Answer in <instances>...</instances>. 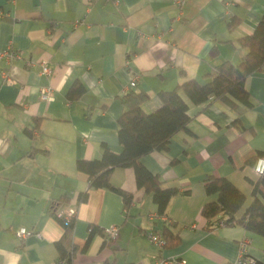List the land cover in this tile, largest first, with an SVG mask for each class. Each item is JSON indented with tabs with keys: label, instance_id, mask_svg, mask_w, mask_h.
Here are the masks:
<instances>
[{
	"label": "crops",
	"instance_id": "obj_1",
	"mask_svg": "<svg viewBox=\"0 0 264 264\" xmlns=\"http://www.w3.org/2000/svg\"><path fill=\"white\" fill-rule=\"evenodd\" d=\"M263 12L264 0H186L182 6L173 0H0V51L11 45L19 52L10 61L0 58V264H55L65 227L52 206L61 196L71 197L61 209L77 208L65 244L76 247L71 264H150L160 255L185 260L176 264H224L238 256L243 240L264 264L263 235L240 223L218 225L201 212L215 197L205 191L210 175L230 178L247 203L253 182L264 176L247 162L264 152V69L246 80L256 102L251 108L230 94L202 103L184 95L188 130L172 137L167 152L141 157L165 186L179 188L165 214L137 186L132 167L112 172L115 185L134 193L128 209L119 193L89 188L76 167L78 159L100 157L103 144L122 150L117 119L124 93L145 92L143 107L152 111L161 105L160 90L189 78L205 81L221 61L239 62L245 49L238 38L254 30ZM231 18H239L233 29ZM43 60L50 74H42ZM75 80L85 91L72 101L67 93ZM44 86L53 99L41 98ZM88 188L87 199L77 203ZM164 222L179 231L177 246L160 249L149 240L147 232H161ZM90 224L103 230L117 224L119 234L96 233L83 250ZM21 227L30 233L19 237Z\"/></svg>",
	"mask_w": 264,
	"mask_h": 264
},
{
	"label": "trees",
	"instance_id": "obj_2",
	"mask_svg": "<svg viewBox=\"0 0 264 264\" xmlns=\"http://www.w3.org/2000/svg\"><path fill=\"white\" fill-rule=\"evenodd\" d=\"M238 23L239 18H231L228 27L233 29ZM238 42L245 49L239 62L221 61L204 74L205 81L189 78L171 89L160 90L158 96L161 105L152 111H147L143 107L149 98L145 92L130 90L124 93L121 96L124 110L117 119L118 138L122 150L114 151L107 144H103L100 157L76 161L77 169L87 175L89 188L104 187L119 193L123 198L124 209H128L134 200V193L115 185L112 182V172L117 167H132L137 186L151 194L158 212L165 214L170 199L179 192V188L165 186L161 176L150 171L141 162V157L154 150L167 152L172 137L179 131L188 130L192 117L188 113V102L184 95L193 103H202L211 96L230 94L247 107L255 105L256 102L246 86V80L252 73L264 69V12L254 30L239 37ZM84 91L82 82L75 80L67 97L72 101L77 100ZM28 132L32 134L29 128ZM261 155H264V152L250 157L247 162L254 164ZM89 188L78 194L77 203L87 199ZM205 191L208 195L215 196L202 206L201 212L208 220L215 219L216 224L220 221L225 224L240 223L247 230L264 236L263 175L253 182L252 199L249 203L247 194L226 176L210 175L205 180ZM70 199V196H61L58 199L59 203L52 206V213L65 227V233L56 242V246L59 250L57 259H63L66 264L72 263L76 252L75 245L69 249L65 247L66 242L71 240L76 215L67 218L64 214L58 215V210L62 208L59 207L60 204L69 202ZM240 211L241 214L238 215ZM96 233L104 234V230L96 224H90L83 250L88 247ZM160 233L165 240L163 248L177 246L181 241L179 231L173 230L168 223L164 222Z\"/></svg>",
	"mask_w": 264,
	"mask_h": 264
},
{
	"label": "built area",
	"instance_id": "obj_3",
	"mask_svg": "<svg viewBox=\"0 0 264 264\" xmlns=\"http://www.w3.org/2000/svg\"><path fill=\"white\" fill-rule=\"evenodd\" d=\"M173 1L179 4L180 6L186 3V0H173ZM18 54L19 52L10 45L5 50L0 51V58H5L6 60L10 61L14 56H17ZM32 63L33 61L31 60L27 61L28 65H32ZM41 65H42V69H41L42 74L51 73V69L45 60L41 62ZM2 75L5 80H8V81L11 80L7 69L2 70ZM137 77H138V74H134L133 79L130 81V85L134 86L136 84ZM51 90L52 89L50 87H46V86L42 87L41 88V98L46 99V100L53 99ZM254 168L258 173L260 174L264 173V156H260L257 158ZM62 214H64L67 218L75 216L77 214L76 205L69 204V205H66L65 208L59 209L58 215H62ZM224 224L225 223L223 221H220L218 223V225H224ZM29 233L30 231L25 227H21L17 231V235L19 237H24ZM104 234L107 239L115 238L119 234V226L117 224H111L107 226V228H105L104 230ZM147 236L149 240L152 243H154L157 247L163 248L165 240H164L163 235L160 232L155 231V230H149L147 232ZM184 262L185 260L183 258L177 259L175 257H166V256L160 255L157 258H155L150 264H176V263H184ZM55 264H66V262L63 259L59 258L55 261ZM224 264H258V260L254 256L247 253V240H243L241 241L240 246H239L238 256L233 261H230Z\"/></svg>",
	"mask_w": 264,
	"mask_h": 264
}]
</instances>
